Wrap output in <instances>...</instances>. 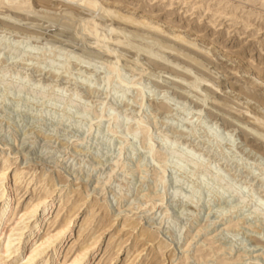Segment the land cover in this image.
Instances as JSON below:
<instances>
[{
  "label": "clouds",
  "instance_id": "9594fccd",
  "mask_svg": "<svg viewBox=\"0 0 264 264\" xmlns=\"http://www.w3.org/2000/svg\"><path fill=\"white\" fill-rule=\"evenodd\" d=\"M33 2L31 20L35 23L30 20L13 32L0 29V68H7L9 55L21 48L55 50L73 70L85 69L87 74H82L83 79L93 88L68 91L58 105L40 98L27 85L14 95L6 88L0 91V147L11 146L21 154L22 160H30L51 171L59 182L67 178L72 186L79 183L87 190L95 186L96 192L107 191L115 210L114 195L124 194V203L136 195L135 172L127 183L117 172L118 162L132 137L143 157L142 167L150 176L147 187L151 189L155 184L153 199L163 204L168 194L167 207L172 209L177 221L173 238L183 228L194 231L199 223L196 220L189 224L178 214V205L169 193L174 185L182 184L189 190L193 198L189 203L204 197L210 199L216 194H230L236 197L232 211L237 216L242 220L260 219L261 242L255 244L249 238L252 247L241 245L236 249L241 258H225L214 264H264V140L257 141L232 119L235 116L237 120H247L249 117L243 114L244 110L254 113L256 105H264V93L257 85L248 84L239 71L233 75L230 70L231 76L238 78L235 83L240 84L241 89L238 93L231 89L221 92L225 87L221 76H228L229 72L214 65L212 60H205L203 68L182 60L179 62L187 66L178 69L174 62L179 58L175 56L170 58L171 62L147 54L137 58L135 48L116 44L111 45L115 51L109 53L86 38L81 26L83 17L92 14L93 9L101 10L103 0ZM11 7V0H0V12ZM259 8L260 19L264 20V0H259ZM259 67L264 72V65ZM60 82L68 89L76 87L74 82ZM0 88L4 85L0 84ZM8 96L12 98L9 100ZM116 97L127 102V107L119 112L111 104V99ZM177 110L193 111L197 116L196 126L202 130L205 125H218L226 141L222 151L228 153L230 159H246V166L231 165L220 185L203 179L207 172L192 168L190 157L208 151L207 144L191 134V129L183 124V117L177 119ZM69 113H75L82 120L78 124L82 129L80 136L72 139L62 128ZM233 135L235 141L231 139ZM101 140L109 146L113 141L118 142L119 151L111 154V163L105 158ZM257 160L259 163H253ZM199 219H203V211ZM251 228L250 224L249 231Z\"/></svg>",
  "mask_w": 264,
  "mask_h": 264
},
{
  "label": "rangeland",
  "instance_id": "374dc122",
  "mask_svg": "<svg viewBox=\"0 0 264 264\" xmlns=\"http://www.w3.org/2000/svg\"><path fill=\"white\" fill-rule=\"evenodd\" d=\"M18 4L24 7L23 11L10 8L0 12V29L8 32L17 31L19 25L31 20L34 10L33 0L12 2V5ZM25 8L32 11L29 12L30 16L22 15V13L27 14L24 11ZM104 10H110L112 17L109 14L105 15L108 11ZM113 12L124 13V15H128L127 17L130 16L129 18H135L134 20L137 21L141 19L145 21H141L142 24L137 25L119 22L116 16L115 19L113 18L115 15ZM117 13L116 15H118ZM31 22L35 23L34 20ZM150 22L153 27L148 26ZM155 24H159L161 28L157 26L158 29H156ZM262 25H264V20L260 19L259 0H103L101 10L99 12L95 10L92 14L83 17L81 22L85 37L90 38L97 46L100 45L97 42L98 39L104 37V48L109 53L115 51L111 47L112 44L119 47L134 46L136 50L140 48L141 54H146L145 50L149 51L151 46H155L154 56L157 58L161 56L162 61L171 62L172 56L178 57L179 60L174 62L178 69L187 66L179 62L182 60L202 68L205 67V60H212L214 65L229 72L228 76H221V80L225 82V87L221 89V92L231 89L235 93L240 91L241 85L235 83L238 78L232 77L230 70L233 75L239 71L244 81L248 84L255 83L259 91L264 93V88L253 80L255 76H259L260 80L264 81V72H261L259 67L264 65V55H262L264 54V27ZM112 27H116L118 32L114 28L111 29ZM178 35L183 36L184 40H179ZM155 42L159 46H156L158 44ZM160 42L162 43L161 47L165 48V45L164 50L167 51L160 47ZM155 52H159V54ZM61 57L62 54L55 50L28 51L25 48L10 54L9 66L0 68V84L4 85L0 91H4L6 88L14 95L22 86L27 85L40 98L46 99L53 105H58L68 91L79 92L80 89H87L86 85L93 88L91 83L83 79L82 74H87L85 69H81L79 72L75 71L71 68L70 63L66 64ZM27 61L32 62L27 63ZM41 73L42 76L38 75ZM62 80L74 82L76 87L68 89L61 84ZM200 89L203 91V85H200ZM11 98V96L7 97L9 100ZM81 98L83 99V97ZM217 103L222 102L217 100ZM111 104L118 112L127 107V102L118 97L112 98ZM261 107L264 108V105H256L253 109L254 113L244 110L243 114L249 117L247 120H237L235 116L232 117L234 123L240 125L257 141L264 140V116H261L264 115V111L261 110ZM78 111H83V109H78ZM180 117H183L184 126L191 129V134L198 139L202 138L203 142L207 144L208 151L194 153L190 157L194 159V162L201 164L200 167H197L190 161L192 168L207 172L208 175L203 179L216 181L220 185L227 178L226 169L231 165L246 166L248 163L246 159H230L229 154L222 151V146L226 144V141L220 135L218 125H205L202 130L200 126H196L197 116L191 110H177V119ZM81 122V118L75 113H69V119L62 123V128L69 139L80 136L82 129L78 127V124ZM231 139L235 141V136L233 135ZM101 146L106 160L111 163L113 159L111 154L119 151L118 142L113 141L109 146L101 140ZM3 156L6 159L0 161L1 167L6 164L11 165L12 168L24 167L26 172L29 171L28 175L34 177V181L28 187L25 180L19 184V188L15 192V198L19 199L18 207L35 196L41 195L44 191L46 192L51 186L56 191L50 197L53 203L48 215L49 223L54 222L55 212L62 207L61 204L64 203V208L56 220L57 222L67 215L72 203L73 205L80 204L81 208L75 215L72 227L68 232V245L73 246L72 253L84 243L91 242V236L99 234L100 238H98L96 246L93 247V264L99 260L98 264H105L110 255L115 256L111 264H192L193 261H196L197 264H214L215 261L225 258H241V253L236 249L241 245L252 247L253 244L249 243V238L255 244L261 242L260 219L247 217L242 220L237 216L231 210L235 206V196L216 194L210 199L204 197L189 203V200L193 198L190 196L189 190L182 184L174 185L169 190L171 199L178 205V214L189 224L196 220H199V223L194 231L189 232L187 228H183L173 238L177 221L176 217L172 215V209L167 207L168 194H166L163 204L153 199L156 192L155 184H152L151 189L147 187L150 176L142 167L143 157L136 140L132 137H129L128 144L124 148L122 159L118 162L117 172L124 178V183H127L132 172H135L136 195L127 203H124V197L117 201L119 196L114 195L116 207L114 210L112 205L108 214L106 212L107 204L113 200L109 199L107 191L96 192L95 186L92 190H87L79 183L72 186L67 178L64 182H59L51 171L34 165L30 160H22L21 154L12 150L11 146L0 147V157ZM253 163H259V160L253 161ZM114 167L116 166L114 165ZM44 178L45 185L48 186L47 189L38 181ZM220 178L221 180H219ZM8 183L14 185L13 181L9 180ZM201 211H203L202 220L199 219ZM90 215L94 216L85 227L82 226L81 224ZM57 222L51 227L52 229L56 227ZM250 224L252 228L249 231ZM83 231L84 233L80 236L79 234ZM1 236L3 237V234ZM57 249L59 247L55 250ZM64 249L65 246L61 252ZM117 251L118 254L115 253ZM65 252L66 250L61 253L60 262L63 260ZM244 255L248 256V253L245 252ZM2 262L4 264V261ZM37 264L44 263L40 259Z\"/></svg>",
  "mask_w": 264,
  "mask_h": 264
},
{
  "label": "bare ground",
  "instance_id": "6f19581e",
  "mask_svg": "<svg viewBox=\"0 0 264 264\" xmlns=\"http://www.w3.org/2000/svg\"><path fill=\"white\" fill-rule=\"evenodd\" d=\"M14 1L15 0H11V2H14ZM21 2H19V3H21ZM11 8H14L18 11L22 9L21 11H23L24 7L21 4H18V5H12ZM28 10H30V9H28ZM28 10L25 8L24 11L27 14L22 13V15H29L30 16V14H29L30 11H28ZM104 11H106V10H104ZM109 11L107 14L105 13V15L109 14V16L112 17V15H110ZM92 12H95V9H93ZM116 13L117 12L114 13L115 15L113 18L115 19V16H116L119 22H125L127 24L137 25V24H140L141 21H143V22L145 21L142 19L138 20V21L134 20L135 18L131 19V18H129L130 16L127 17L128 15H124V13H122V12H120L122 14L117 13L118 15H116ZM105 15H104V17H105ZM148 26L153 27L151 25V22L148 23ZM157 26L160 27L159 24H157L154 27H156V29H158ZM113 28L114 27H112L111 29H113ZM114 29H115V31H117L116 27ZM88 30H89V28H88ZM88 30H87V32H88ZM112 31H114V30H112ZM94 32H96V31H94ZM90 34H92V33H90ZM121 35H123V34H121ZM175 36H177V35H175ZM180 36L178 35L179 40L180 39L184 40L182 38L183 36L182 37H180ZM178 38L176 37V39H178ZM97 42H99V44H100L98 46H101V47L105 46L104 37H103V39L102 38L98 39ZM121 44H123V43H121ZM156 44H158V43H156ZM132 45H130V46H132ZM126 46H129V45H126ZM156 46H159V44ZM161 46H162V43H161L160 47ZM132 47L136 48L134 46H132ZM164 47L166 48L165 45H164ZM154 48H155V46H151V49L149 51L145 50L147 52L146 54L150 55V56H154L155 55L154 54ZM165 48H162V49L164 50ZM139 49L140 48H138V50H136V51L138 54H141L142 52ZM156 49L158 50V48H156ZM164 51H167V50H164ZM170 51H171V48H170ZM155 53L159 54V52H155ZM158 56H160V55H158ZM159 58H160V60H162L161 56ZM164 60H166V59H164ZM253 80L258 85L260 84L264 88V81L260 80L259 76H255V79H253ZM86 88L92 89V86L86 85ZM261 110L264 111V108L261 107ZM3 159H6V157L5 156L0 157V161ZM190 161L192 162V164L194 163V165L197 167L201 166L200 163H198L196 161L194 162V159H192V158H190ZM23 168H20V167L12 168L11 165H7V164L5 166H2V167L0 166V264H3L2 261H4V264H6L8 262H11L14 264H37V262L40 259H42V262L44 264H93L94 263L92 261L93 255H94L93 247L96 246V244L98 242V238H100L99 234H98V236H95V235L91 236L90 237V238H92V240L90 239L91 242L86 243V244L84 243L83 245H81L77 249H75L72 253H71V251H72L73 246L68 245V240H67L68 232L72 227L75 215L78 214V212L81 208L79 206L80 204L79 205H73V203H72V206L68 210L67 215L65 217L60 218V220L57 222L56 220L58 219L62 209L64 208V205H63L64 203L61 204L62 207L58 208L55 212L56 215L54 218V222L52 221V223H49L48 215L50 213V209H51L52 203H53V200H50V197H52V195L55 193L56 189H52V186L49 187V189H47L48 186L45 185L46 183H45V178H44V179H40L38 181L41 185L46 186V189H47L46 192L44 191V193H41V195L35 196V198L30 199L28 202H26V203H24L18 207L19 199L17 200V198H15V192H17V190H18L19 184L21 182H23V180H25V183L28 187L34 181V177L32 175H30V176L28 175L29 171L26 172L25 169H23ZM9 180L13 181L14 185L12 183H11L12 185H10L8 183ZM219 180H221V178ZM123 197H124V194H121L118 197L117 201H119ZM190 199H192V198H190ZM112 205H113V202H109L107 204V207H106L107 214H108V211L112 209ZM92 216H94V215H92ZM92 216L91 215L87 216L86 221L81 225L85 227V225L87 224V222H89V220L92 218ZM56 222H57L56 227H54L52 229L51 227H53V225ZM50 224H52V225H50ZM82 226H81V228H84ZM80 230H82V229H80ZM85 230H86V228H85ZM83 233H84V231L81 232L79 235L81 236ZM1 234H3V237L1 236ZM141 235H142V233H141ZM64 246H65L64 250H66V252H65V255L63 256L64 257L63 260L61 259L62 261L60 262L59 257L61 255V253H63V251H64L63 250L61 252V249ZM58 247H59V249L55 250ZM118 251L115 253L118 254ZM140 252H141V250H140ZM138 254H139V252H138ZM113 256L114 255H110L105 264H111V262H113L115 259V256L114 257ZM99 261L96 264H98Z\"/></svg>",
  "mask_w": 264,
  "mask_h": 264
}]
</instances>
